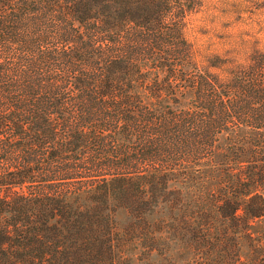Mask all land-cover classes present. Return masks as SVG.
<instances>
[{
    "label": "trees",
    "instance_id": "obj_1",
    "mask_svg": "<svg viewBox=\"0 0 264 264\" xmlns=\"http://www.w3.org/2000/svg\"><path fill=\"white\" fill-rule=\"evenodd\" d=\"M196 0H0V264H264V53L227 78Z\"/></svg>",
    "mask_w": 264,
    "mask_h": 264
},
{
    "label": "rangeland",
    "instance_id": "obj_2",
    "mask_svg": "<svg viewBox=\"0 0 264 264\" xmlns=\"http://www.w3.org/2000/svg\"><path fill=\"white\" fill-rule=\"evenodd\" d=\"M184 33L193 62L225 79L264 53V0H196ZM256 228L264 231V216Z\"/></svg>",
    "mask_w": 264,
    "mask_h": 264
}]
</instances>
